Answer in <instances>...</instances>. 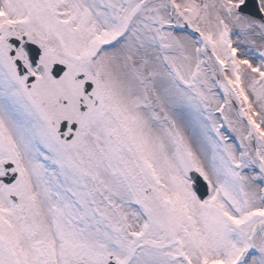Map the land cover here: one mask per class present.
Returning a JSON list of instances; mask_svg holds the SVG:
<instances>
[{
	"label": "snow or ice",
	"instance_id": "6c2138e0",
	"mask_svg": "<svg viewBox=\"0 0 264 264\" xmlns=\"http://www.w3.org/2000/svg\"><path fill=\"white\" fill-rule=\"evenodd\" d=\"M0 264H264V0H0Z\"/></svg>",
	"mask_w": 264,
	"mask_h": 264
}]
</instances>
